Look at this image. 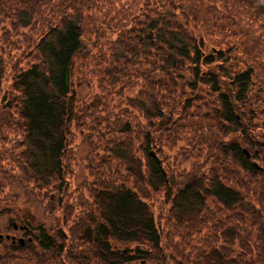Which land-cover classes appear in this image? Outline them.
I'll return each mask as SVG.
<instances>
[{
    "label": "trees",
    "instance_id": "16d2710c",
    "mask_svg": "<svg viewBox=\"0 0 264 264\" xmlns=\"http://www.w3.org/2000/svg\"><path fill=\"white\" fill-rule=\"evenodd\" d=\"M206 1L170 4L210 23L219 14L200 6ZM111 2L95 9V0H0V130L16 127L23 136L27 152L15 163L24 193L45 198L62 188L75 130L91 145L84 161L97 184L92 201L80 196L85 216L76 227L69 216L54 227L40 222L24 244L0 233V264L32 255L59 264L79 226L101 264H170L165 232L182 240L205 232L200 243L214 252L207 264H264V131L254 133L241 112L257 90L253 66L226 83L233 46L209 48L206 28L195 35L168 11L142 20L152 0L119 16ZM212 117L229 128L225 137L203 124ZM167 151L177 167L165 164ZM163 195L168 207L158 222L151 202ZM19 226L27 233L31 224Z\"/></svg>",
    "mask_w": 264,
    "mask_h": 264
},
{
    "label": "rangeland",
    "instance_id": "374dc122",
    "mask_svg": "<svg viewBox=\"0 0 264 264\" xmlns=\"http://www.w3.org/2000/svg\"><path fill=\"white\" fill-rule=\"evenodd\" d=\"M105 1L106 0H95V3L98 4L95 9L98 8L97 6L106 7L104 4ZM140 1L141 0H112L111 6L115 8V11H119L116 13L114 12L116 16H119V14L131 12L138 6ZM152 1V4H145L142 7L140 13V18L142 20H144V16L141 15L142 13H146L150 16L149 18L145 16V19H151L157 16V12L168 11L172 15L177 16V22L182 23L187 29L192 31L196 29L195 35L202 34L200 31L206 28L209 33L206 34V45L209 48L217 46L215 45L216 42L233 46V59H231L230 64L225 65V69H227L229 73H224L227 76V78H225L226 83L230 82L228 78L229 75H232L238 70H243L249 65L250 67L253 66L256 72L254 87H257V90L251 94L248 105H244L241 112L244 113L246 124L250 125L254 133H262L264 131V0H211L214 4L218 3L223 5V7L215 6L214 10L207 9L206 5L210 4V0H207L205 3H201L200 6L203 4L202 8L204 10L219 14L218 19L211 20L210 23H205L204 18L200 15L196 20L184 18L179 11L181 9L178 8V10L177 7H173L172 4H170V0ZM100 14L105 16L106 12ZM250 15H253L256 19L253 23H251V20H248V16ZM247 23H249L252 28H247ZM91 24L92 21L89 17H87V20L84 19L83 25L85 27L90 28ZM250 29L255 31H250ZM245 31L246 33H244ZM85 44L86 43H84L83 47H85ZM89 49H91V46L88 45V47L84 48L83 54H88ZM186 75L188 76V74ZM10 76H12V74ZM73 80L74 82L79 80L77 75ZM135 80V83L133 82L134 79L132 80L133 85L141 84L138 79ZM6 83H8V81ZM135 89H138V86H135ZM180 92H182L181 89L179 90V93ZM252 116L254 120H252ZM203 124H210V126H213V128L217 130L221 128L223 133L219 131L220 137H225L229 133V128H224L220 121L215 122L213 117L210 120L204 118ZM74 132L75 135L69 138L71 149L67 151L66 159H64L65 163L67 162V168L65 181L61 185L62 188L58 190L59 184L57 185V194H54V190H47L46 192L48 193L47 196L44 195L45 198H42L41 196L43 195L41 194L38 198H35L24 193L22 189L23 182L18 177L21 175V172L15 163V161L23 162V153L27 152L21 132L16 130V127H14V130H0V209H3V214L0 217V233L9 236V239L13 236L17 239L22 238L25 243V239L33 241L34 236L37 235L39 231L36 227L40 222H46L48 227H54L58 220L62 223L64 217L69 216V223L67 224H73L72 227L70 226L73 228L76 227V222L85 216V206L79 204L81 201L80 196L83 195L85 200L92 201L90 196L91 187L97 184L92 174L95 170H93V168L90 169L88 166L89 163L86 165L85 163L87 162L84 161L87 154L91 156V145L84 137L79 135L78 130ZM3 137L7 140L3 141V139H1ZM71 142H73L72 145ZM164 159H166V165L177 167V162L174 160L175 158H173L171 152L167 151ZM85 178L89 181L84 187L83 183ZM51 194L54 195V198H47ZM159 198L162 199L160 202H151L152 210L157 214L158 222H160L162 216V214L158 213L161 210L163 211L161 206L165 208L168 207L164 195ZM61 203H63L64 206H60ZM209 205L215 207L216 202L210 199ZM53 207L55 211H53ZM51 215L55 218H51ZM27 219L30 221L31 226H27L28 230H26L27 233H25V231L20 229L21 226L19 225H23V222H26ZM11 223L13 226H10ZM230 230L231 228L228 229L227 232ZM229 234H232L231 231ZM80 235L81 227L79 226L77 228V233L74 235V239L71 238L68 240L66 247L68 252L65 251L61 255L63 257L59 264H101L94 258L96 253L93 247L87 245V243L81 239L82 236ZM204 236L205 232H202L197 235L199 241L195 238L196 236L190 240H182L179 237L170 238L168 233L165 232L164 242L169 241L171 244V248L168 251L165 250V253L172 259L170 264H207L205 261H210V254L214 252L205 249L203 244L200 243ZM167 238L168 240L166 241ZM71 247L73 248L72 252L70 251ZM69 252L73 254L72 260ZM0 253H2V251H0ZM97 255H99V252ZM44 257L47 260L46 264L49 261V263L55 262L54 258H51L49 255H45ZM39 259H41L40 256ZM255 262L258 263L257 261ZM25 264H39V261L32 255L31 261L26 258Z\"/></svg>",
    "mask_w": 264,
    "mask_h": 264
},
{
    "label": "water",
    "instance_id": "95a60500",
    "mask_svg": "<svg viewBox=\"0 0 264 264\" xmlns=\"http://www.w3.org/2000/svg\"><path fill=\"white\" fill-rule=\"evenodd\" d=\"M23 243V239L20 240Z\"/></svg>",
    "mask_w": 264,
    "mask_h": 264
}]
</instances>
